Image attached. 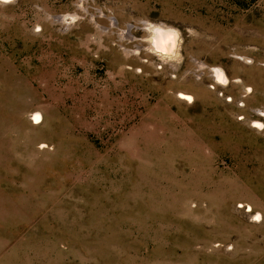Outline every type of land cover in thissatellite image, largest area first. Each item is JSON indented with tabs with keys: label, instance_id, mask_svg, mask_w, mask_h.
I'll list each match as a JSON object with an SVG mask.
<instances>
[{
	"label": "rangeland",
	"instance_id": "374dc122",
	"mask_svg": "<svg viewBox=\"0 0 264 264\" xmlns=\"http://www.w3.org/2000/svg\"><path fill=\"white\" fill-rule=\"evenodd\" d=\"M259 110L264 0H0V264H264Z\"/></svg>",
	"mask_w": 264,
	"mask_h": 264
},
{
	"label": "bare ground",
	"instance_id": "6f19581e",
	"mask_svg": "<svg viewBox=\"0 0 264 264\" xmlns=\"http://www.w3.org/2000/svg\"><path fill=\"white\" fill-rule=\"evenodd\" d=\"M72 18H74V17H72ZM145 28L149 32L154 33V35H155V30L156 29H160V30H162L165 33H175L176 34L175 47L172 48L171 46H169L170 47V51L167 52V53H171V54H174L175 53L176 48H177V44H178V37H179L178 31L176 29H174L172 27H169V26H166L164 24H156V23H153V22H145ZM151 46H152V48H154L156 50V48L154 47L153 43H152ZM213 71H214L213 72V75H214V77H215V79L217 81L218 80H220L222 82H225L226 81L227 77L225 75V72L221 68H214ZM222 84H224V83H222ZM182 95H184L183 97H186L188 99H191L192 98L190 95H186V94H182ZM41 117H42V114L39 111H36L33 114V119H34L35 122H40L41 121ZM257 125L259 127L262 126L261 124H257ZM43 146H45V144H43ZM258 218H259V216H258Z\"/></svg>",
	"mask_w": 264,
	"mask_h": 264
},
{
	"label": "clouds",
	"instance_id": "9594fccd",
	"mask_svg": "<svg viewBox=\"0 0 264 264\" xmlns=\"http://www.w3.org/2000/svg\"><path fill=\"white\" fill-rule=\"evenodd\" d=\"M176 34L165 33L160 29L155 30V35L152 39V43L157 52L167 53L170 51V47H175Z\"/></svg>",
	"mask_w": 264,
	"mask_h": 264
},
{
	"label": "flooded vegetation",
	"instance_id": "af4514ba",
	"mask_svg": "<svg viewBox=\"0 0 264 264\" xmlns=\"http://www.w3.org/2000/svg\"><path fill=\"white\" fill-rule=\"evenodd\" d=\"M213 72H214V71H213ZM225 75H226V73H225ZM226 77H227V75H226ZM227 81H228V79H227ZM217 82H218V81H217ZM226 83H227V82H226ZM226 83H225V84H226ZM259 111H260V110H259ZM260 112H261L262 114H264V111H260ZM256 123H257V124H261V125L263 126V124H262L261 122H256ZM262 126H261V127H262Z\"/></svg>",
	"mask_w": 264,
	"mask_h": 264
}]
</instances>
